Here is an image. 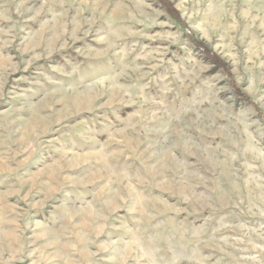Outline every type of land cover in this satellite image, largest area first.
<instances>
[{
  "label": "rangeland",
  "instance_id": "374dc122",
  "mask_svg": "<svg viewBox=\"0 0 264 264\" xmlns=\"http://www.w3.org/2000/svg\"><path fill=\"white\" fill-rule=\"evenodd\" d=\"M0 264H264V0H0Z\"/></svg>",
  "mask_w": 264,
  "mask_h": 264
},
{
  "label": "trees",
  "instance_id": "16d2710c",
  "mask_svg": "<svg viewBox=\"0 0 264 264\" xmlns=\"http://www.w3.org/2000/svg\"><path fill=\"white\" fill-rule=\"evenodd\" d=\"M168 5V4H167ZM186 33L193 39V42L201 49V52L205 53L208 55V57L215 59V54L211 49L206 48L203 44L202 41H200L193 31H191L189 28H186ZM251 103H254L253 99L250 97L248 98Z\"/></svg>",
  "mask_w": 264,
  "mask_h": 264
}]
</instances>
